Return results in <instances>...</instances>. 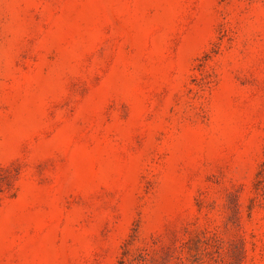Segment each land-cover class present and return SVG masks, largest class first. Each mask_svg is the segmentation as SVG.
Instances as JSON below:
<instances>
[{"label": "rangeland", "instance_id": "374dc122", "mask_svg": "<svg viewBox=\"0 0 264 264\" xmlns=\"http://www.w3.org/2000/svg\"><path fill=\"white\" fill-rule=\"evenodd\" d=\"M263 164L264 0H0V264H264Z\"/></svg>", "mask_w": 264, "mask_h": 264}, {"label": "trees", "instance_id": "16d2710c", "mask_svg": "<svg viewBox=\"0 0 264 264\" xmlns=\"http://www.w3.org/2000/svg\"><path fill=\"white\" fill-rule=\"evenodd\" d=\"M263 166H264V164H263ZM135 230H136V229H134V231H135ZM119 264H123L122 261H121Z\"/></svg>", "mask_w": 264, "mask_h": 264}]
</instances>
